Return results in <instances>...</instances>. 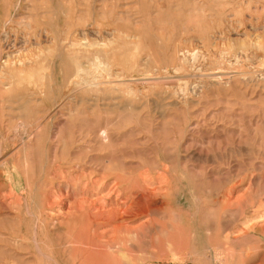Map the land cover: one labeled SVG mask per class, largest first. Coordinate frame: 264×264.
<instances>
[{"label":"rangeland","instance_id":"374dc122","mask_svg":"<svg viewBox=\"0 0 264 264\" xmlns=\"http://www.w3.org/2000/svg\"><path fill=\"white\" fill-rule=\"evenodd\" d=\"M0 63V264H52L36 228L62 264L84 258L63 213L71 172L100 184L79 198L131 205L110 264H264V0H0ZM103 126L111 150L87 153Z\"/></svg>","mask_w":264,"mask_h":264},{"label":"bare ground","instance_id":"6f19581e","mask_svg":"<svg viewBox=\"0 0 264 264\" xmlns=\"http://www.w3.org/2000/svg\"><path fill=\"white\" fill-rule=\"evenodd\" d=\"M20 25V24H19ZM240 27V26H239ZM99 33V32H98ZM4 35V34H3ZM246 35V34H245ZM108 36V35H107ZM4 37V36H3ZM8 39H9V35L8 34H5V37H4V43L5 42H8ZM86 42V41H85ZM9 43V42H8ZM11 43V42H10ZM89 44V45H88ZM88 44H86L85 45V47L87 48V45L88 46H91L92 44H90V43H88ZM105 44V43H104ZM103 44V45H104ZM76 44H74L73 46H75ZM97 45V44H96ZM12 46H14L15 47V43L12 45ZM82 47H84V46H82ZM95 47V46H94ZM9 48V47H8ZM90 48H93V46L92 47H90ZM86 51V50H85ZM95 51V50H94ZM93 51V52H94ZM190 52V51H189ZM3 53V52H2ZM85 53V52H84ZM90 53V52H89ZM98 53V52H97ZM100 53V52H99ZM81 54V53H80ZM92 54V53H91ZM95 54V53H94ZM194 54H196V53H194ZM12 55V54H11ZM100 55V54H99ZM177 55H180V54H178V52H177ZM189 55V54H188ZM13 56V55H12ZM97 56V55H96ZM8 57V56H7ZM82 57V56H81ZM100 57V56H99ZM194 57L195 58H197L196 57V55L194 56L193 55V60H195L194 59ZM186 59H184V61H185ZM13 61V60H12ZM90 61V60H89ZM179 61V60H178ZM4 64L6 63H8L9 62V57L8 58H5L4 59ZM186 62V61H185ZM188 62V61H187ZM14 63V62H13ZM177 64H178V62H176ZM12 64V63H11ZM78 64H80V63H78ZM189 64V63H188ZM18 65H19V63H18ZM73 65V64H72ZM80 65H82V64H80ZM102 63L101 62H99L98 64H96V62H95V64L94 65H92V66H94V69L95 70H99L100 68H102ZM106 65H108V63L106 64ZM178 66V65H177ZM176 66V67H177ZM69 67V61H68V64H67V68ZM71 67V66H70ZM80 67V66H79ZM78 67V68H79ZM109 67V66H108ZM136 67V66H135ZM3 68V67H2ZM1 68V69H2ZM10 68V67H9ZM66 68V67H65ZM77 68V67H76ZM77 68V70H79ZM92 68V67H91ZM133 68V67H132ZM174 68H175V66H174ZM4 69V68H3ZM166 69V68H165ZM164 69V70H165ZM175 69H177V68H175ZM178 69H181V68H179L178 67ZM177 69V70H178ZM66 70V69H65ZM80 70H83V68H81ZM107 70V69H106ZM155 70H157V69H155ZM64 71V70H63ZM84 71V70H83ZM85 71H86V69H85ZM100 71V70H99ZM102 71V70H101ZM110 71V70H109ZM108 71V72H109ZM67 72V71H66ZM65 72V73H66ZM69 72H70V70H69ZM80 72V71H79ZM103 72V71H102ZM111 72V71H110ZM154 72V71H153ZM64 73V72H63ZM73 73V72H72ZM77 73V72H76ZM76 73H75V75H76ZM81 73H83V72H81ZM91 73H92V71H91ZM154 73H156V72H154ZM158 73H159V71H158ZM99 74H101V72H99ZM103 74V73H102ZM0 75H1V73H0ZM71 75H74V74H71ZM243 75V74H242ZM66 76H67V74H66ZM66 76H65V78H66ZM68 76H70V75H68ZM85 76V75H84ZM92 76V75H91ZM94 76H97V75H94ZM109 76V75H108ZM108 76H107V79H108ZM210 76V75H209ZM90 77V76H89ZM105 77V76H104ZM103 77V78H104ZM225 77V76H224ZM262 77V76H261ZM64 78V77H63ZM69 78V77H68ZM101 78V77H100ZM164 78V77H163ZM189 78V77H188ZM102 79V78H101ZM148 79V78H147ZM149 79H152L153 81L154 80H158L159 79V77L157 76V77H151V78H149ZM225 79V78H224ZM87 80V79H86ZM90 80H91V78H90ZM134 80V79H133ZM161 80V79H160ZM67 81V80H66ZM77 81V80H76ZM110 81H112V80H110ZM164 81V80H163ZM103 83H104V81H102ZM116 82V81H115ZM138 82V81H137ZM148 82V81H147ZM77 83H79V82H77ZM98 83V82H97ZM112 83V82H111ZM110 82H109V84H111ZM165 83V82H164ZM90 85H94L95 86V84L96 83H89ZM100 84V83H99ZM114 84V83H113ZM87 85V84H86ZM85 86V85H84ZM89 86V85H88ZM109 86V85H108ZM113 86V85H112ZM74 87V86H73ZM100 87H102L101 86V84H100ZM103 88V87H102ZM74 89V88H73ZM96 89V88H95ZM104 89V88H103ZM119 89V88H118ZM76 91V90H75ZM120 92V91H119ZM157 103V102H156ZM56 107V106H55ZM54 107V108H55ZM53 108V109H54ZM76 111H78V110H76ZM75 111V113H77ZM73 112V111H72ZM58 113V112H57ZM107 125H109V124H107ZM83 129V128H82ZM90 129V128H89ZM87 130V129H86ZM95 132V131H94ZM110 132H111V129H110V127H108V126H103V128H100L98 131H97V133H96V135H95V137H86V139L87 140H85L86 141V143H85V147H83V148H85L86 150H87V153L88 152H92V151H94V150H97V149H104V148H108V149H110V146H112L111 145V136L112 135H110ZM92 135H93V133H92ZM94 136V135H93ZM124 138V137H123ZM183 138V137H182ZM81 139H83V138H81ZM80 139V140H81ZM125 139V138H124ZM113 142H114V139H113ZM113 146H115V145H113ZM117 146V145H116ZM54 148H56V145H55V147ZM112 148V147H111ZM115 148V147H114ZM75 149V148H74ZM79 149V148H78ZM113 149V148H112ZM121 149H123V148H121ZM55 150L56 149H54V152H55ZM111 150V149H110ZM116 150H117V148H116ZM124 150H126V149H124ZM75 151V150H74ZM80 152H81V150H79ZM83 151V150H82ZM113 151H114V149H113ZM112 151V152H113ZM122 151V150H121ZM71 152H73V151H71ZM76 152V151H75ZM83 152H86L85 150L83 151ZM116 152V151H115ZM126 152V151H125ZM124 152V153H125ZM82 153V152H81ZM55 154V153H54ZM66 154V153H65ZM73 154V153H72ZM76 154H79L80 155V153H76ZM105 154V153H104ZM108 154V153H107ZM116 154V153H115ZM193 154V153H192ZM61 155V154H60ZM73 155H75V153L73 154ZM100 155V154H99ZM106 155V154H105ZM104 155V156H105ZM110 155V154H109ZM56 156V155H55ZM78 156V155H77ZM85 156H86V154H85ZM85 156H84V158H83V160L85 161ZM91 156V155H90ZM92 156H94V155H92ZM116 156H117V154H116ZM112 158H113V156H111ZM110 157V158H111ZM114 157H115V155H114ZM119 157H120V155H119ZM50 158V157H49ZM76 158H78V157H76ZM94 158V157H93ZM93 158H89V159H93ZM105 158V157H104ZM121 158V157H120ZM74 160H76L75 158H73ZM115 159V158H114ZM78 160V159H77ZM103 160V159H102ZM106 160H108V159H106ZM115 160H117V159H115ZM114 160V161H115ZM79 161V160H78ZM88 161H91V160H88ZM103 161H105V160H103ZM109 161V160H108ZM118 161H120V160H118ZM63 162V161H62ZM77 162V161H76ZM75 162V163H76ZM97 162V161H96ZM95 162V163H96ZM99 162V161H98ZM110 162V161H109ZM112 162V161H111ZM78 163V162H77ZM137 163V162H136ZM135 163V164H136ZM57 164V163H56ZM74 164V163H73ZM94 164V163H93ZM97 164V163H96ZM95 164V165H96ZM102 164V163H101ZM108 164V163H107ZM70 165V164H69ZM77 165V164H76ZM68 166V165H67ZM71 166H73V165H71ZM94 166V165H93ZM55 167V166H54ZM62 167H64V166H62ZM66 167V166H65ZM95 167V166H94ZM101 167H103V166H101ZM108 167V166H107ZM137 167V166H136ZM135 167V168H136ZM7 168V167H6ZM56 168V167H55ZM98 168V167H97ZM100 168V167H99ZM98 168V169H99ZM138 168V167H137ZM71 169V168H70ZM89 170L88 171H90L91 169H90V167L88 168ZM97 169V170H98ZM10 169H7V170H5V174L3 175V176H5V179H9L10 180V182H11V185H12V182L14 181V184L13 185H22L21 184V180H20V177H18V175L16 174V173H9L10 171H9ZM54 170H56V169H54ZM58 170V169H57ZM93 170H94V168H93ZM92 170V171H93ZM100 170V169H99ZM102 170V169H101ZM103 170H104V173L107 175L108 174V172H107V168H106V166L105 167H103ZM111 170V169H110ZM59 171V170H58ZM67 171H70V170H67ZM53 172H56V171H53ZM65 172V171H64ZM71 172V171H70ZM81 172H84V171H81ZM80 172V175L82 176L83 174ZM167 172V171H166ZM58 173H61V171H59ZM66 173H68V172H66ZM86 173V172H85ZM88 173V172H87ZM112 173V172H111ZM116 173V172H115ZM137 173H139V172H137ZM137 173H136V175H137ZM13 174V175H12ZM49 174H51L50 172H49ZM56 174V173H55ZM61 174H63V172L61 173ZM72 174H74V173H72L71 172V175H67V177L70 179V181L72 182V184H70L69 185V183H68V186L71 188V186L73 185V188H72V193H73V195H74V192H75V195H74V197H72V198H70V199H73V201H70V202H68V203H66L67 205H65V206H67V210L64 212L63 210V213L65 214V215H67L66 217H68L69 215H74V217H75V215H77L78 216V221H76L77 223H79V225H77V226H75L74 224L71 226V223H70V225H68L67 224V222L69 223L72 219H68L67 220V222H66V225H68V229H70V230H72V232L74 233V236H73V234H72V237H73V239L72 238H70L69 236V238L70 239H72V244H73V248H71V249H73V256H74V258L76 257H80V258H82V257H84L80 262H79V264H110V256H111V254L114 252V251H112V253L110 252V255H109V248L107 249V244H109L110 242H112L114 239H116V238H119L120 237V239H123V236H122V234H124V236H125V233H126V230H128V226H130L131 227V225H128V226H125V224L124 223H127L126 222V219H128V218H126V214H128V215H130V210H132V209H130L129 207L131 206H126L127 208H125L123 205H126L125 203H128V202H125L123 205H122V203H121V199H120V203H119V205H113V206H109L108 204H106L107 202H103L104 201V199L103 198H100L99 197V199L98 200H95L94 201V199H93V201L91 202L90 201V199L89 198H87L86 196H84L83 195V197H85V198H87V199H89V201L88 200H85V199H82V198H79V192L80 191H78L77 189H81L82 191H86L87 193H89V194H92V195H94V196H96V191L98 192H100V184L99 185H97V183H98V181H92V185H86L85 186V188H83L84 187V185L82 184V182L81 181H77L76 179H75V177L73 178V176H75V175H72ZM114 174V173H113ZM112 174V175H113ZM121 174V173H120ZM141 174H142V172H141ZM59 175V174H58ZM85 175V174H84ZM91 175H92V173H91ZM118 175V174H117ZM125 175H127V174H125ZM60 176V175H59ZM81 176H79V178L81 179ZM103 176V175H102ZM132 176V175H131ZM135 176V175H134ZM141 176V175H140ZM49 177V176H48ZM54 177V176H53ZM67 177H62V178H67ZM87 177H88V175H87ZM94 177V176H93ZM100 177V176H99ZM149 177V176H148ZM15 180H14V179ZM24 178V177H23ZM78 178V177H77ZM96 178H97V176H96ZM101 178V177H100ZM100 178H98V180L100 179ZM104 178H107V176H105ZM147 178V177H146ZM163 178H164V176H163ZM28 179H29V177H28ZM102 179V178H101ZM100 179V180H101ZM111 179V178H110ZM151 179V178H150ZM153 179V178H152ZM151 179V180H152ZM161 179V178H160ZM159 179V180H160ZM3 180V179H2ZM30 180V179H29ZM67 180V179H66ZM79 180V179H78ZM94 180V179H93ZM99 180V181H100ZM112 180V179H111ZM116 181H115V183L114 184H112V186L109 188V190H108V195H109V197H111L110 196V194H114V193H116V192H118V186L120 185H122V182H124L125 180H124V177L123 176H117L116 177V179H115ZM143 180V179H142ZM166 180V179H165ZM169 180H170V178H169ZM5 181V180H4ZM147 181V180H146ZM145 181V182H146ZM29 182V181H28ZM87 182V181H86ZM100 182H102V181H100ZM111 182V181H110ZM113 182H114V180H113ZM126 182V181H125ZM144 182V183H145ZM166 182V181H165ZM168 182V181H167ZM166 182V183H167ZM88 183L90 184V182L88 181ZM87 183V184H88ZM108 183V182H107ZM143 183V184H144ZM164 183V182H163ZM26 184H27V182H26ZM30 184V183H29ZM28 184V185H29ZM86 184V183H85ZM139 184H140V182H139ZM138 184V185H139ZM162 184V183H161ZM10 185V184H9ZM78 185V186H77ZM79 185L81 186H83V187H80L79 188ZM118 185V186H117ZM145 185H147V183H145ZM159 185V184H158ZM77 186V187H76ZM97 186H99V187H97ZM106 186V185H105ZM104 186V187H105ZM26 187V186H25ZM103 187V188H104ZM126 187V186H125ZM138 187V186H137ZM142 187V186H141ZM147 187H150L151 188V186H147ZM12 188V187H11ZM11 188H9L10 190H12ZM27 188V187H26ZM67 188V187H66ZM149 188V189H150ZM25 189V188H24ZM105 189V188H104ZM121 189V188H120ZM134 189V188H133ZM149 189H148V191H149ZM62 190V189H61ZM64 190V189H63ZM103 190V189H102ZM122 190V189H121ZM120 190V191H121ZM135 190V189H134ZM134 190H133V192H134ZM152 190V189H151ZM59 191V190H58ZM137 191V190H136ZM9 192H11V191H9ZM51 192H53V190L51 191ZM55 192H56V190H55ZM65 192H67V194H69L70 193V189L69 188H67V191H65ZM65 192L63 193L64 195H66L65 194ZM99 192L97 193V195L99 194ZM139 192H142L141 190L139 191ZM152 192V191H151ZM14 193V192H13ZM12 193V194H13ZM23 193V192H22ZM49 193V192H48ZM123 193V192H122ZM129 193V192H128ZM142 193H146V191L144 192V190H143V192ZM149 193V192H148ZM153 193V192H152ZM155 193V192H154ZM11 194V193H10ZM51 194V193H50ZM54 194V193H53ZM53 194H51V195H53ZM61 194H62V192H61ZM61 194H60V196L58 195V194H56V195H58L59 197H62L61 196ZM104 194V193H103ZM147 194V193H146ZM14 195V194H13ZM50 195V196H51ZM55 195V196H56ZM106 195V194H105ZM107 195V196H108ZM116 195V194H115ZM118 195V194H117ZM136 195H138V197H139V194L137 193ZM149 195V194H148ZM154 195V194H153ZM9 196V195H8ZM17 196V195H16ZM47 196H49V195H47ZM54 196V195H53ZM54 196V197H55ZM69 196H70V194H69ZM72 196V195H71ZM98 196H100V195H98ZM97 196V197H98ZM133 196H134V194H133ZM236 196V195H235ZM81 197V196H80ZM93 197V196H92ZM91 197V198H92ZM103 197V196H102ZM127 197H128V199H129V194H127ZM49 197H47V199H48ZM51 198V197H50ZM56 198V197H55ZM69 198V197H68ZM111 198H113V197H111ZM123 198V197H122ZM136 198V197H135ZM134 198V199H135ZM140 198V197H139ZM225 198H227V197H225ZM57 199V198H56ZM61 199H63V198H60V200ZM65 199V198H64ZM118 199V198H117ZM128 199H127V201H128ZM132 199V198H131ZM133 199V200H134ZM145 199V198H144ZM50 200V199H49ZM49 200H47L48 202H50L49 204L51 205V206H54V203L55 202H52V200H54V198H52L51 199V201H49ZM67 200V199H66ZM130 200V199H129ZM133 200H132V202H130V203H133ZM140 200V199H139ZM149 200V199H148ZM47 201H46V203H47ZM64 200H62V202H63ZM131 201V200H130ZM152 201V200H151ZM98 202H99V204H98ZM110 202H112V201H110ZM134 202H137L136 200L134 201ZM142 201H140V203H141ZM147 202V201H146ZM150 202V201H149ZM116 203V202H115ZM129 203V204H130ZM169 203V202H168ZM167 203V204H168ZM49 204H48V206H49ZM98 204V205H97ZM134 204V203H133ZM163 204V203H162ZM147 205V204H146ZM64 206V207H65ZM134 206V205H133ZM137 206H138V204H137ZM149 206V205H148ZM152 206V205H151ZM154 206V205H153ZM63 207V208H64ZM150 207V206H149ZM156 207V206H155ZM133 208V207H132ZM28 210V209H27ZM59 210V209H58ZM65 210V209H64ZM134 210V212H136L135 211V209H133ZM159 210V209H158ZM148 211V210H147ZM156 211V210H155ZM133 212V211H132ZM59 213H61L62 214V212H60L59 211ZM64 214H62L63 216H64ZM132 214H134V213H132ZM138 214V213H137ZM145 214V213H144ZM147 214H149V212L147 213ZM132 216V215H131ZM65 217V218H66ZM81 217H82V219H84L83 220V222L81 221ZM262 217V216H261ZM260 217V218H261ZM37 218V217H36ZM40 218H41V216H40ZM147 218H149V217H147ZM146 218V219H147ZM264 218V217H263ZM44 219H47V218H44ZM129 219H130V216H129ZM40 220V219H39ZM64 220V219H63ZM74 220H76V218L74 219ZM155 220H156V217H155ZM257 220H259V219H257ZM46 221V220H45ZM73 221V220H72ZM71 221V222H72ZM145 221V220H144ZM149 221H151V219L149 220ZM247 221H249V222H251L250 221V219H248ZM249 222H247V223H249ZM37 223V222H36ZM64 223V222H63ZM252 223V222H251ZM104 224V226L103 227H101L102 225ZM105 224H107L108 226H105ZM128 224V223H127ZM141 223H139V225H140ZM46 225V224H45ZM64 225V224H63ZM138 225V226H139ZM244 225H250V224H246V222H245V224ZM47 226V225H46ZM109 226H111V227H109ZM136 226V225H135ZM138 226H137V228H138ZM245 226V227H246ZM247 226V227H248ZM252 226V225H251ZM146 227V226H145ZM247 227H246V229H247ZM261 227V226H260ZM42 228H43V226H42ZM66 228V227H65ZM66 228V229H67ZM135 228V227H134ZM140 228H141V226H140ZM244 228V227H243ZM250 228V227H249ZM254 228V227H253ZM75 229V230H74ZM210 229H211V227H210ZM48 230H50V229H48ZM74 230V231H73ZM100 230H102V231H100ZM136 230V229H135ZM212 230V229H211ZM211 230H209V231H211ZM208 231V230H207ZM76 232V233H75ZM215 232V231H214ZM218 232V231H217ZM41 233H46L45 231H38L37 230V228H36V230L34 231V236H32L33 237V239H31V240H33V241H31L32 243H34L35 244V248H36V250L37 251H39V252H41V255L43 254L44 255V257H46V258H48V260L52 263V264H62L61 262H60V260L58 259V258H56L55 256H53L52 254H50V253H45V251L43 250L44 248H43V246H42V242H43V240H42V238L39 236ZM67 233V232H66ZM70 233H71V231H70ZM133 233V232H132ZM132 233H130V234H132ZM138 233V232H137ZM213 233V232H212ZM211 233V234H212ZM219 233V232H218ZM217 233V234H218ZM7 233H5V235H6ZM49 234V233H48ZM69 234V233H68ZM76 234V235H75ZM135 234V233H134ZM4 235V234H3ZM4 235V236H5ZM8 235V234H7ZM6 235V236H7ZM213 235V234H212ZM211 235V236H212ZM208 236H210V235H208ZM67 237V238H68ZM7 239H9V237H4V239L3 240H7ZM11 239V238H10ZM102 239V240H101ZM69 240V239H68ZM104 240V241H103ZM101 241H103V242H105V243H103L104 244V249L107 251V252H105V251H102V250H100L99 249V251H97V246L98 247H100V244H99V242H101ZM7 242H8V240H7ZM16 241L14 240V242L13 243H15ZM126 242V241H125ZM212 242L214 243V239L212 240ZM3 243H4V241H3ZM71 243V242H70ZM8 244V246H9V244L10 243H7ZM5 246H7L6 244H4ZM11 245V244H10ZM67 245H70L71 246V244H67ZM127 245V243L125 244V246ZM5 246H4V249H5ZM110 246V245H109ZM118 246V245H117ZM214 246H215V244H214ZM213 246V247H214ZM11 247V246H10ZM106 247V248H105ZM113 247V246H112ZM120 247V246H119ZM127 247V246H126ZM12 248V247H11ZM216 248H217V245H216ZM2 249V248H1ZM122 249V248H121ZM224 249V248H223ZM110 250H112V249H110ZM114 250V249H113ZM127 250H128V247H127ZM217 250V249H216ZM4 251H6V250H4ZM9 251V248H8V250H7V252ZM36 251V252H37ZM126 251V250H125ZM124 250H122V252H125ZM218 251V250H217ZM38 252V253H39ZM127 252V251H126ZM223 252V251H222ZM227 252V251H226ZM116 253V252H115ZM219 253V252H218ZM98 254H100V255H98ZM117 254V253H116ZM115 254V255H116ZM128 254V253H127ZM220 254V253H219ZM218 254V255H219ZM225 254V253H224ZM226 254H228V253H226ZM7 255V254H6ZM78 255V256H77ZM113 255V254H112ZM123 255H125V254H123ZM174 255V254H173ZM8 256V255H7ZM7 256L5 257V258H7ZM176 255H174V257H175ZM220 256V255H219ZM223 256V255H222ZM225 256V255H224ZM228 256V255H227ZM227 256H226V258H227ZM232 256H233V254H232ZM103 257V258H102ZM118 257V256H117ZM117 257H115V258H117ZM125 257H126V255H125ZM127 257H129V256H127ZM133 257V256H132ZM177 257V256H176ZM183 257V256H182ZM221 257V256H220ZM45 258V259H46ZM70 258H71V256H70ZM73 258V257H72ZM73 258V260H75ZM113 258V257H112ZM135 258V257H134ZM216 258V257H215ZM78 259V258H77ZM77 259H76V261H77ZM176 259V258H175ZM2 259H0V261H1ZM25 260V259H24ZM72 260V259H71ZM114 260V259H113ZM119 260V259H118ZM135 260H137V259H135ZM78 261H79V259H78ZM77 261V262H78ZM101 261V262H100ZM117 259L115 260V264H117ZM137 261H140V260H137ZM216 261V260H215ZM228 261H229V259H228ZM258 261H260V260H258ZM122 262V261H121ZM225 262V261H224ZM112 263V262H111ZM119 264H120V261L118 262ZM132 263V262H131ZM228 263V262H227ZM22 264H24L23 262H22ZM75 264H77V263H75ZM114 264V263H113ZM122 264V263H121ZM229 264V263H228Z\"/></svg>","mask_w":264,"mask_h":264},{"label":"built area","instance_id":"2783aa9c","mask_svg":"<svg viewBox=\"0 0 264 264\" xmlns=\"http://www.w3.org/2000/svg\"><path fill=\"white\" fill-rule=\"evenodd\" d=\"M2 61H4V60H2ZM2 63H4V62H2ZM1 65H2V64L0 63V67H1Z\"/></svg>","mask_w":264,"mask_h":264}]
</instances>
